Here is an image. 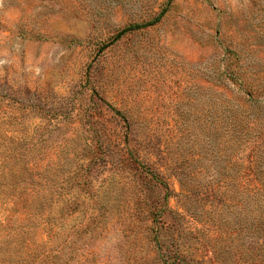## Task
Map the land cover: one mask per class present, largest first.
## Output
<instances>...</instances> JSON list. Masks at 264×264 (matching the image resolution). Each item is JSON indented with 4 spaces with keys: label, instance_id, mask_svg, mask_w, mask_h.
Masks as SVG:
<instances>
[{
    "label": "rangeland",
    "instance_id": "374dc122",
    "mask_svg": "<svg viewBox=\"0 0 264 264\" xmlns=\"http://www.w3.org/2000/svg\"><path fill=\"white\" fill-rule=\"evenodd\" d=\"M154 171L205 264H264V0H0V264H156Z\"/></svg>",
    "mask_w": 264,
    "mask_h": 264
},
{
    "label": "trees",
    "instance_id": "16d2710c",
    "mask_svg": "<svg viewBox=\"0 0 264 264\" xmlns=\"http://www.w3.org/2000/svg\"><path fill=\"white\" fill-rule=\"evenodd\" d=\"M165 15V10L161 11L160 14L155 17L153 20H150L145 23L141 24H133L130 26H127L123 29H121L113 38L112 42L118 41L121 39L124 35L130 32L137 31L139 29H144L147 27H151L155 24H157L162 17ZM234 85H237L239 87V90L242 94H245L246 100L248 102H253L258 100V91L254 88H248L242 82L239 80V76L237 74L228 73L226 76ZM234 121V118H232ZM246 126V122L242 121L240 122L239 128H244ZM251 138H248V145L252 143ZM247 148H245L243 151H246ZM250 157V156H248ZM155 174L152 175V179L156 181L160 186L164 187L166 189V194L164 197V201L161 205H154L151 206L149 213L154 217L153 219V226L151 229V235L154 242V247L152 251V258L154 260H158L156 264H205V260H212V256L210 255L211 251H206V254H199L200 249L195 248L191 249L190 245H192L189 241L193 239V237L188 235V232H191V230L185 228L182 223L178 222V219H175L174 222H169L164 220V216L166 215L167 210L169 209V203H168V197L172 194L171 191H169V184L165 181H163L160 178V172H155ZM255 188V186H254ZM262 189L259 186L258 192H261ZM186 195V192L183 193ZM264 206L260 207V210L263 209ZM177 218H185V214H183L180 211L176 212ZM169 222V223H168ZM194 229L200 230L199 227L193 226ZM172 235L170 237L164 238V236L167 234V232H171ZM193 232V231H192ZM51 238H53V235H51ZM194 239H200L202 238L198 235V237H194ZM208 245V244H207ZM57 249V248H56ZM56 252L55 249L52 251ZM58 252L56 254H50L49 258L54 260L57 258ZM101 248L100 246H97L96 249L93 251V255L95 256V264H105V262L101 261ZM210 255V256H209Z\"/></svg>",
    "mask_w": 264,
    "mask_h": 264
}]
</instances>
